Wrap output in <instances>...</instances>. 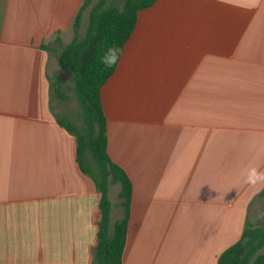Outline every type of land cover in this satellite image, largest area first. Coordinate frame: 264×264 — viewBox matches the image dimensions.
Segmentation results:
<instances>
[{
	"label": "crops",
	"instance_id": "0c3cea01",
	"mask_svg": "<svg viewBox=\"0 0 264 264\" xmlns=\"http://www.w3.org/2000/svg\"><path fill=\"white\" fill-rule=\"evenodd\" d=\"M84 1L0 0V264H96L100 196L53 101ZM101 101L133 187L123 264H218L263 220L264 0H156Z\"/></svg>",
	"mask_w": 264,
	"mask_h": 264
},
{
	"label": "trees",
	"instance_id": "16d2710c",
	"mask_svg": "<svg viewBox=\"0 0 264 264\" xmlns=\"http://www.w3.org/2000/svg\"><path fill=\"white\" fill-rule=\"evenodd\" d=\"M155 2L156 0H124L121 6H116L107 4V0H98L93 5V0H85L73 22L72 41L57 54L59 67L72 75L84 125L79 129L67 118L57 120L75 136L79 166L95 180L100 196L97 244L93 252L96 264H123L133 190L129 176L111 160L107 149V120L101 101V88L118 64L105 68L101 59L110 47L123 51L135 28L139 11ZM91 5L87 29L82 36L80 29L83 13ZM54 84L59 92L58 84ZM59 94L62 96V93ZM112 182L120 184L118 197L122 217L111 226L109 189ZM261 194L264 195V191ZM262 249L264 216L261 222L245 223L241 238L218 257V264H264Z\"/></svg>",
	"mask_w": 264,
	"mask_h": 264
},
{
	"label": "rangeland",
	"instance_id": "374dc122",
	"mask_svg": "<svg viewBox=\"0 0 264 264\" xmlns=\"http://www.w3.org/2000/svg\"><path fill=\"white\" fill-rule=\"evenodd\" d=\"M97 1V0H96ZM88 23V22H87ZM88 25V24H87ZM87 29V27H86ZM86 29H83L82 36L85 34ZM63 69V68H62ZM63 74H60L59 77L56 79V81H59V84L61 86V92H62V98H59L60 96L57 95L56 91H54V98L53 101L57 104H62V111L61 116L65 117L67 116L70 121L77 126V128L82 129L83 128V117H82V110L79 105V102L76 98V93L74 89V82L72 79L71 73L63 69ZM118 189H119V183L112 182L110 185V197L111 201L114 203L115 207L119 206V197H118ZM120 210L118 209V212ZM117 213V212H116ZM115 217V214L114 216ZM264 251V249H262Z\"/></svg>",
	"mask_w": 264,
	"mask_h": 264
},
{
	"label": "clouds",
	"instance_id": "9594fccd",
	"mask_svg": "<svg viewBox=\"0 0 264 264\" xmlns=\"http://www.w3.org/2000/svg\"><path fill=\"white\" fill-rule=\"evenodd\" d=\"M121 56L122 50L120 48L110 47L102 57L101 63L105 66V68H112L120 62ZM244 182L251 186L264 183V171H261L256 166L248 167L246 169ZM187 210V206H185L184 211L186 212Z\"/></svg>",
	"mask_w": 264,
	"mask_h": 264
}]
</instances>
